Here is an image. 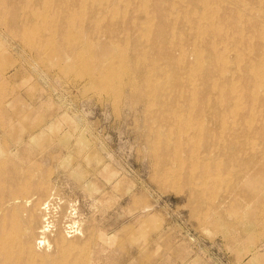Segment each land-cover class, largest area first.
<instances>
[{
  "label": "rangeland",
  "instance_id": "rangeland-1",
  "mask_svg": "<svg viewBox=\"0 0 264 264\" xmlns=\"http://www.w3.org/2000/svg\"><path fill=\"white\" fill-rule=\"evenodd\" d=\"M6 10L0 9V68L7 71L0 72V141L15 149L23 181L28 174L46 185L42 198L61 196L55 200L80 210L89 256L102 264L247 262L249 252L240 248L264 240V208L256 227L234 225L247 221L248 199L229 189L228 169L212 164L216 151L197 142L180 90L171 88L160 102L157 86L150 100H134L123 72L89 82L83 72L106 61L85 53L65 61L62 55L75 52L40 31V17L26 21L21 9L18 28ZM80 26L70 24L72 36L81 37ZM111 48L118 53L109 62L118 65L125 55Z\"/></svg>",
  "mask_w": 264,
  "mask_h": 264
},
{
  "label": "bare ground",
  "instance_id": "bare-ground-1",
  "mask_svg": "<svg viewBox=\"0 0 264 264\" xmlns=\"http://www.w3.org/2000/svg\"><path fill=\"white\" fill-rule=\"evenodd\" d=\"M4 8L18 28L21 9L26 21L40 17V31L75 52L61 54L65 61L83 53L106 61L103 68L96 64L83 72L89 82L103 72L113 77L123 72L128 78L119 84L132 88L134 100H150L151 89L162 86L156 94L162 102L171 88L179 89L197 142L216 151L212 164L228 169L229 189L248 199L247 221L234 225L257 226V210L264 208V0H0ZM76 22L81 37L68 30ZM111 43L125 55L118 65L109 62L118 53ZM157 113L164 111L160 107ZM1 141L0 264H102L89 256L80 210L55 200L58 194L42 198L46 185L28 174L23 181L15 149L7 150ZM260 223L263 227L264 220ZM240 250L250 256L242 264H264V240Z\"/></svg>",
  "mask_w": 264,
  "mask_h": 264
}]
</instances>
